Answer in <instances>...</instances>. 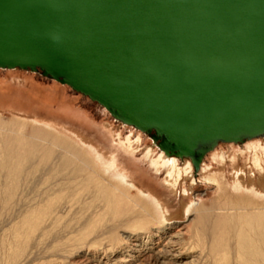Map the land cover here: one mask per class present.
Listing matches in <instances>:
<instances>
[{
	"label": "rangeland",
	"instance_id": "rangeland-1",
	"mask_svg": "<svg viewBox=\"0 0 264 264\" xmlns=\"http://www.w3.org/2000/svg\"><path fill=\"white\" fill-rule=\"evenodd\" d=\"M35 128L51 139L34 136ZM161 154L147 134L114 121L68 86L0 69V264H243L238 236L245 235L264 253L255 228L264 189L253 165L257 155L264 167V136L218 143L200 168L191 164L175 192L165 167L152 163ZM93 156L132 173L138 187L158 197L159 216L145 210L134 189L121 197ZM165 157L184 166V158ZM237 168L257 193L234 192ZM213 173L224 175L226 190L207 183ZM188 203L194 210L183 216ZM183 226L180 254L160 255L157 249ZM195 245L203 248L199 256Z\"/></svg>",
	"mask_w": 264,
	"mask_h": 264
},
{
	"label": "water",
	"instance_id": "water-1",
	"mask_svg": "<svg viewBox=\"0 0 264 264\" xmlns=\"http://www.w3.org/2000/svg\"><path fill=\"white\" fill-rule=\"evenodd\" d=\"M0 69L68 86L196 171L264 136V0H0Z\"/></svg>",
	"mask_w": 264,
	"mask_h": 264
},
{
	"label": "bare ground",
	"instance_id": "bare-ground-1",
	"mask_svg": "<svg viewBox=\"0 0 264 264\" xmlns=\"http://www.w3.org/2000/svg\"><path fill=\"white\" fill-rule=\"evenodd\" d=\"M121 124H124L122 122H119ZM126 125V124H125ZM129 126V125H128ZM132 127V126H130ZM134 128V127H132ZM135 129V128H134ZM137 130V129H135ZM139 131V130H138ZM33 134L35 136H39L41 135L42 137H45V138H50L49 134L47 131H43V130H38L37 128L34 129L33 131ZM51 139V138H50ZM251 139H254V138H250V139H247V140H251ZM247 140H244L242 143H244L245 141ZM127 144L128 143V138L124 140ZM124 142V144H125ZM153 142V141H152ZM83 144H85L84 142H82ZM154 145L156 146L155 142H153ZM225 143H231V142H225ZM126 144V145H127ZM128 146V145H127ZM126 146V147H127ZM129 147V146H128ZM216 147V146H215ZM214 147V148H215ZM80 148V147H79ZM214 148H212L210 151H212ZM158 149V148H157ZM78 150V151H77ZM159 151H162L160 149H158ZM75 151L79 152V149L76 148ZM209 151V152H210ZM164 152V151H162ZM165 155H168L166 154L165 152L163 153ZM159 155V157L157 159H153L152 160V163L155 165V167L158 169L160 167V165H163L166 169V176H165V183L168 185L169 189L171 191H176L178 186H179V180L182 179L181 177H183L182 175H185V176H188L190 173H192V169H191V163L189 161V159L187 157H178V156H175L177 158H184V166L182 167H179L178 166V163L175 159H167L165 157V155ZM170 156V155H169ZM172 156V155H171ZM94 158V162L97 164V165H100L102 163H98L97 161V158L95 159V157L93 156ZM93 158H92V163L93 162ZM223 158V156H222ZM221 158V159H222ZM223 160V159H222ZM89 161V159H88ZM100 161V160H99ZM224 161V160H223ZM253 165H254V168L256 169L255 171H257V174H258V182L260 184V186L262 187V189H264V167L262 165V157H258L257 155L254 156L253 158ZM110 163L104 165L102 164L101 167L104 168V172H107V174L111 175L113 178L111 179L113 182H114V189L116 190H119L120 191V196L122 197L123 195H125L126 193L125 192H128L129 190H132L134 189L135 192H136V195L137 197L142 201L144 202L145 204V210H149V212L151 213H154V215H158L159 214V210H162V206H161V203L158 199V197L153 194V193H150L148 190L142 188V187H138L137 184H135V181L132 180L131 178V174L129 171H127L126 169L123 170L122 168H115V166L113 165V161H109ZM221 162V161H220ZM202 163V162H201ZM201 163L199 164L198 168H200V165ZM96 166V165H95ZM113 169H111V167ZM102 170V169H101ZM235 170V169H234ZM240 169H236L234 173H237L235 175V182H234V185H233V188H234V192L235 193H243V192H246V194H248V196L252 193H257L254 188H251L249 185H252L251 182H248V186L247 184L244 182V177L242 175H240L241 172H239ZM249 177L252 178L254 177V172L253 170H250L249 172ZM106 174V173H105ZM233 175V173H232ZM133 176V175H132ZM221 178H224V175H220V174H216V173H213L211 175H207L205 177V180L207 181V183L209 184H214L215 186H217V188H221V189H225L226 190V187H225V182L223 180H221ZM233 178V177H232ZM262 192V191H261ZM135 195V196H136ZM263 195V196H262ZM260 195V198H264V193ZM144 200V201H143ZM194 206H195V203L194 204H185V206L182 208V212H183V216L185 214H191L192 213V210H194ZM258 215V214H257ZM159 216V215H158ZM252 216V215H251ZM255 217V216H254ZM250 219V218H249ZM256 218H254L253 220H255ZM252 220V221H253ZM251 221V222H252ZM249 222V220H248ZM255 223H256V229L258 231V235H260V238H261V241L264 243V214H261V216H258V219L255 220ZM250 224V223H249ZM251 226V225H250ZM253 226V225H252ZM182 229H185V227H180L177 229V232L175 233H172L170 235L169 238H167L164 243H163V247H160L159 249H157V251H160V255H171V256H177V254L179 253V244H178V241H179V238L180 237V233H182ZM254 229V227H253ZM241 233V232H240ZM239 235V234H238ZM243 235V234H242ZM246 236V235H245ZM245 236H238L240 238V249H241V254L244 258V262L243 264H264V253L259 250L257 248V246L254 245V243H252L251 241H249ZM181 241V240H180ZM216 242V240H215ZM137 243V242H136ZM136 243H132L136 246H139L140 244H136ZM218 243V240L217 242ZM215 243V244H216ZM262 243V244H263ZM185 244V243H184ZM182 245V244H181ZM186 246V245H185ZM188 247V246H187ZM197 246L195 245V248ZM142 248V247H141ZM138 249V248H137ZM189 249V248H187ZM139 250V249H138ZM197 250V248H196ZM137 251V250H136ZM143 251V250H142ZM142 251H138V252H142ZM193 251V249H192ZM198 255L196 256H199L201 255V253H203V248L201 249H198ZM146 252V251H145ZM209 252L210 254L212 253H217L214 251L213 248H209ZM144 253V252H143ZM158 253V252H157ZM156 253V254H157ZM180 254V253H179ZM160 258V257H159ZM195 258V257H194ZM156 260V259H155ZM193 259L189 260V261H192ZM162 262V261H161Z\"/></svg>",
	"mask_w": 264,
	"mask_h": 264
},
{
	"label": "flooded vegetation",
	"instance_id": "flooded-vegetation-1",
	"mask_svg": "<svg viewBox=\"0 0 264 264\" xmlns=\"http://www.w3.org/2000/svg\"><path fill=\"white\" fill-rule=\"evenodd\" d=\"M164 153V152H163ZM174 156V155H173Z\"/></svg>",
	"mask_w": 264,
	"mask_h": 264
}]
</instances>
